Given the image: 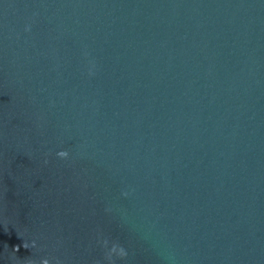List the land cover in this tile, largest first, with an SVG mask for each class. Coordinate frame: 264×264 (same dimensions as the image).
<instances>
[{
	"label": "water",
	"instance_id": "water-1",
	"mask_svg": "<svg viewBox=\"0 0 264 264\" xmlns=\"http://www.w3.org/2000/svg\"><path fill=\"white\" fill-rule=\"evenodd\" d=\"M43 258L264 264V0H0V264Z\"/></svg>",
	"mask_w": 264,
	"mask_h": 264
},
{
	"label": "clouds",
	"instance_id": "clouds-1",
	"mask_svg": "<svg viewBox=\"0 0 264 264\" xmlns=\"http://www.w3.org/2000/svg\"><path fill=\"white\" fill-rule=\"evenodd\" d=\"M26 30H27V29H26ZM89 71L91 72V69H90ZM56 155H57L58 157H60V158H67V157L69 156V151L66 150V149H60V150H58V151L56 152ZM123 195H127V192L123 193ZM105 243H107V241H105ZM31 244H32L33 246H35L36 241H35V240L31 241ZM24 246L27 247L26 244H24ZM112 253H117V254L120 255V256H126V255H127V252H126V250H125L123 247H118V246L115 245V244H113V245L111 246V248L109 249V252H108V257H109V259H111V255H112ZM29 264H34V262L31 260V261L29 262ZM40 264H50V261H49V259H47V258H43V259L40 261Z\"/></svg>",
	"mask_w": 264,
	"mask_h": 264
}]
</instances>
